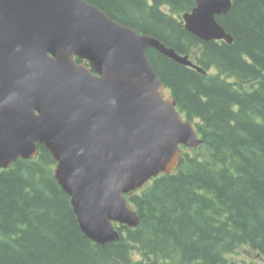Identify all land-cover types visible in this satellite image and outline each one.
Wrapping results in <instances>:
<instances>
[{"label": "trees", "instance_id": "1", "mask_svg": "<svg viewBox=\"0 0 264 264\" xmlns=\"http://www.w3.org/2000/svg\"><path fill=\"white\" fill-rule=\"evenodd\" d=\"M113 21L192 55L202 74L146 56L207 148L127 194L139 225L98 245L80 230L42 146L0 170V264H224L247 247L264 257V0H231L216 18L232 43L201 41L181 15L196 0H84Z\"/></svg>", "mask_w": 264, "mask_h": 264}, {"label": "water", "instance_id": "2", "mask_svg": "<svg viewBox=\"0 0 264 264\" xmlns=\"http://www.w3.org/2000/svg\"><path fill=\"white\" fill-rule=\"evenodd\" d=\"M230 7L196 0L183 26L230 44L216 21ZM148 49L205 73L84 0H0V170L43 145L80 230L101 246L119 241L117 225H139L125 195L170 174L181 147L202 142L174 98L163 97Z\"/></svg>", "mask_w": 264, "mask_h": 264}, {"label": "rangeland", "instance_id": "3", "mask_svg": "<svg viewBox=\"0 0 264 264\" xmlns=\"http://www.w3.org/2000/svg\"><path fill=\"white\" fill-rule=\"evenodd\" d=\"M189 57L190 60L193 61V56L189 55ZM167 95L168 92H166L165 96ZM201 145H199L194 149H188L187 152L190 155H193L195 154V152L199 151L201 154L206 155L207 148L201 147ZM224 264H264V257H261L256 253H253L247 247H243L237 249L234 254L229 255L226 258V262Z\"/></svg>", "mask_w": 264, "mask_h": 264}, {"label": "flooded vegetation", "instance_id": "4", "mask_svg": "<svg viewBox=\"0 0 264 264\" xmlns=\"http://www.w3.org/2000/svg\"><path fill=\"white\" fill-rule=\"evenodd\" d=\"M76 62H77V61H76ZM78 63H79V64H84V65H86V66L88 65L87 62H85V61H80V60H78Z\"/></svg>", "mask_w": 264, "mask_h": 264}, {"label": "bare ground", "instance_id": "5", "mask_svg": "<svg viewBox=\"0 0 264 264\" xmlns=\"http://www.w3.org/2000/svg\"><path fill=\"white\" fill-rule=\"evenodd\" d=\"M232 3V2H231ZM205 74H206V71H205Z\"/></svg>", "mask_w": 264, "mask_h": 264}]
</instances>
